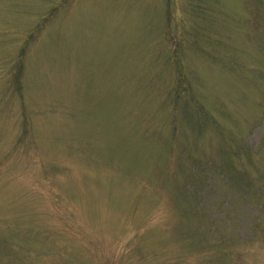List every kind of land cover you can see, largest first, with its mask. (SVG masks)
Here are the masks:
<instances>
[{"label": "rangeland", "instance_id": "1", "mask_svg": "<svg viewBox=\"0 0 264 264\" xmlns=\"http://www.w3.org/2000/svg\"><path fill=\"white\" fill-rule=\"evenodd\" d=\"M0 264H264V0H0Z\"/></svg>", "mask_w": 264, "mask_h": 264}]
</instances>
